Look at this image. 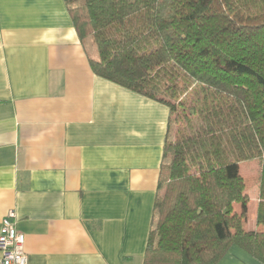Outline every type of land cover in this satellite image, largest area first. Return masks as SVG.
<instances>
[{
  "label": "crops",
  "instance_id": "obj_1",
  "mask_svg": "<svg viewBox=\"0 0 264 264\" xmlns=\"http://www.w3.org/2000/svg\"><path fill=\"white\" fill-rule=\"evenodd\" d=\"M89 42L65 0H0V227L13 211L28 264H146L169 107L94 73Z\"/></svg>",
  "mask_w": 264,
  "mask_h": 264
},
{
  "label": "trees",
  "instance_id": "obj_2",
  "mask_svg": "<svg viewBox=\"0 0 264 264\" xmlns=\"http://www.w3.org/2000/svg\"><path fill=\"white\" fill-rule=\"evenodd\" d=\"M65 1L94 73L169 107L145 263L264 264V0ZM253 160L261 229L234 210Z\"/></svg>",
  "mask_w": 264,
  "mask_h": 264
},
{
  "label": "built area",
  "instance_id": "obj_3",
  "mask_svg": "<svg viewBox=\"0 0 264 264\" xmlns=\"http://www.w3.org/2000/svg\"><path fill=\"white\" fill-rule=\"evenodd\" d=\"M25 235L16 227L15 213L10 211L0 227V264H28Z\"/></svg>",
  "mask_w": 264,
  "mask_h": 264
},
{
  "label": "rangeland",
  "instance_id": "obj_4",
  "mask_svg": "<svg viewBox=\"0 0 264 264\" xmlns=\"http://www.w3.org/2000/svg\"><path fill=\"white\" fill-rule=\"evenodd\" d=\"M237 166V167H236ZM231 170L234 169V168H238V172L237 173H240L244 176L245 180L247 181V185L249 186V190L250 192L248 193L250 197H252L249 202H251V208H248V209H251L253 211H257L258 210V197H254V192H253V188L256 186V184L258 183V176H259V172H260V165L258 163V161H248V162H243V163H240V164H237L235 165L234 167H230ZM236 170V169H234ZM256 189V187H255ZM161 192H163V188L160 190ZM248 202V203H249ZM238 203V202H237ZM235 204H234V210H235ZM236 211V210H235ZM245 212L246 213V217H245V221L247 219V211L246 210H242V208H238V210L236 211L237 213H241V212ZM256 215H257V212H256ZM256 220V216H255V219H252L251 221H254L255 222ZM247 221H250V219Z\"/></svg>",
  "mask_w": 264,
  "mask_h": 264
}]
</instances>
